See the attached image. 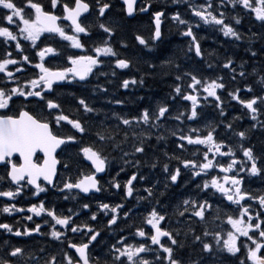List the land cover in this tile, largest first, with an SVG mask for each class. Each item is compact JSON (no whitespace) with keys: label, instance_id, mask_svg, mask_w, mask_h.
Returning <instances> with one entry per match:
<instances>
[{"label":"snow or ice","instance_id":"6c2138e0","mask_svg":"<svg viewBox=\"0 0 264 264\" xmlns=\"http://www.w3.org/2000/svg\"><path fill=\"white\" fill-rule=\"evenodd\" d=\"M181 2L187 17L180 11L169 15L166 5L153 7L151 0L139 6L137 0H49L48 7L40 0H0V44L5 46L0 55V198H5L0 213H27L22 220L31 222H0V264H225L228 258L237 264H264V192L248 187L253 178L264 182V0H170ZM117 6L119 24L111 19ZM137 13L149 15L151 28L147 37L137 31L130 45L119 29ZM243 15L261 31L248 29L245 36L238 27ZM166 20L188 38L186 55L193 54L197 65L206 68L184 67L173 59L159 65L144 60L147 70L139 79L122 78L119 87L145 86L159 68L173 77L168 99L190 102L185 111L173 116L167 101L134 115L94 106L106 98V85L117 70L140 71L141 54L164 41ZM204 26L242 41L248 59L237 64L231 55L220 59L214 52L206 58L204 37L196 31ZM13 48L15 55L9 50ZM28 67L31 76L21 80ZM217 68L228 70L234 87L215 74ZM74 84L83 90L79 95L70 91ZM223 92L242 107L241 116L208 122L203 131L165 127L170 119L198 121L201 101L225 117ZM66 101L75 104L66 106ZM106 102L125 104L121 99ZM242 117L250 120L247 127L235 123ZM168 136L176 138L171 154L160 147ZM256 137L262 138L259 148ZM187 151L194 158L185 157ZM74 167L75 179L68 175ZM113 168L118 171L105 188L101 174ZM128 169L135 171L122 184L116 177ZM157 169L163 178L153 182ZM189 184L194 190L187 198L168 199L171 191ZM109 188L117 190L121 202H100L95 211L80 202V194L88 197ZM26 192L36 198L61 194L58 199L78 201V208L58 211L45 199L19 206L15 201ZM130 199L144 211L128 207ZM82 210H88L83 213L87 219H80ZM44 225L47 231H42ZM12 237L47 239L29 247Z\"/></svg>","mask_w":264,"mask_h":264},{"label":"trees","instance_id":"16d2710c","mask_svg":"<svg viewBox=\"0 0 264 264\" xmlns=\"http://www.w3.org/2000/svg\"><path fill=\"white\" fill-rule=\"evenodd\" d=\"M127 20V19H125ZM242 23L244 24L245 28L252 29L254 31H260L257 28V24L252 21V19L247 16L243 15L242 17ZM173 31L169 32L167 31V26L165 29V39L162 43L158 44V47L154 49L151 53L144 52L141 54V63L139 64V69L140 71H137L136 69H133L131 72H128L125 70L121 75H123L126 78H129L130 76H134L137 79H139L140 75L143 74L145 70H147V66L143 63L144 60L151 61L155 63L156 65H159L161 60L165 59H173L177 63L182 64L184 67H201V68H206V65H197V61L199 58L194 57L193 54H188L187 53V40L188 38L186 37H181L179 33L177 32L175 26ZM151 28V23L148 20L142 21V23L138 22L136 19L131 22V24L125 23L123 27L119 29V32L121 36H123L130 45L134 44V34L138 31L142 35H147L149 34V29ZM212 32V33H211ZM211 32L204 33L203 30L198 31L199 35L204 37V39L201 40V45L205 47L206 52H205V57L207 58V53L209 52H214L216 55H220L221 53L219 51H216L215 48L216 46L219 47H226V46H234L233 43L225 40V39H219V36H217V31L212 30ZM261 46L260 43L256 44V47L259 48ZM236 50L230 51L229 55L233 57L236 62L240 63L241 59L247 60L248 59V53L246 51L239 50L235 52ZM225 54H223L224 57ZM192 57L191 59L189 57ZM262 58V57H261ZM223 59V58H220ZM255 62H260V60H257ZM218 68L216 69V71ZM118 76L115 78H111L113 82L111 84H107L106 87L109 89L108 92L110 95V99H122V96H124V99L126 100L125 102V109L121 108V105L119 108L121 111L119 113L122 114H128V115H134L137 114L139 109L142 107H149V108H154L158 103H163L167 101L170 105V111L173 116H175L178 112L180 111H185V107L190 105L188 101H182L177 99V101L173 102L168 99V94L172 91L171 85L173 84V77L164 75L162 74L161 70L159 68L156 69L155 75L152 77L146 78V84L145 86H140V85H134L132 86L131 92H123L122 90L120 91L116 86L117 81H119V73L120 70H117ZM204 74H209V73H204ZM227 80V78H225ZM99 81L104 82L105 80L103 77L99 79ZM96 80H93V83H95ZM103 83V84H104ZM237 83H241V81L238 79ZM228 87L232 88L234 87L233 82L228 83ZM75 87V88H74ZM70 86V91L75 92L77 95H79L83 90L79 88V86ZM110 87L112 88V91H110ZM120 88V87H119ZM108 94V93H107ZM244 95V93H243ZM113 97V98H112ZM139 97H143V100L138 99ZM108 98H105L104 100H96L95 105L98 108H102L100 106H105V110L103 111H110V106L106 102ZM211 99V98H210ZM225 103L222 105L225 109L226 116L225 117H220L219 116V109H216L213 105L211 104H204L203 102V107L201 109H198L200 111L201 116L198 119V121H195L193 123H188V121L185 119L184 124H181V127H185V131H188L189 127H199L203 131L204 124L208 122H213V123H218L220 120H225L227 121H232L233 117L236 116H241V113L244 111L242 107L236 102V101H229V100H224ZM67 103L75 104V101H66V106ZM108 105V106H106ZM114 105V104H111ZM118 108V109H119ZM128 109V110H127ZM238 125H242L243 127H247L249 124V119L247 117H242L239 121L235 122ZM179 123L175 121V119H170L166 122L165 127L168 129H173L172 127H178ZM220 125V128L221 129ZM218 129V130H219ZM160 132L163 134L167 135V132L164 131V129H161ZM153 143H155V136H153ZM166 145V147H165ZM160 147L163 150L168 151L170 154L175 150V144L173 142V137L168 136V139L166 142L162 141L160 142ZM157 155H160L158 152ZM164 159L163 157H161ZM191 158L192 157L191 155ZM175 162V161H172ZM175 165V163H173ZM135 169H132L133 171ZM145 172H148V169H144ZM158 174V178L162 180V176L160 174L159 169L154 170L152 174ZM181 190L180 192L178 190H175L170 193L172 194L173 201L174 200H182L184 198H187V196L190 194L192 190H194V186L192 184H189L187 188L185 187H180ZM183 189H187L189 191V194L186 196L184 192H182Z\"/></svg>","mask_w":264,"mask_h":264},{"label":"flooded vegetation","instance_id":"af4514ba","mask_svg":"<svg viewBox=\"0 0 264 264\" xmlns=\"http://www.w3.org/2000/svg\"><path fill=\"white\" fill-rule=\"evenodd\" d=\"M152 1H154V0H152ZM152 1H151V2H152ZM40 2H41L45 7H48L49 0H40ZM144 2H145V0H143L142 3H144ZM113 3H117V0H113ZM176 6H177V5H173V4H172V5H171V9H170V11H173V10H174L173 7H176ZM184 6H185V5L183 4L182 7H184ZM56 11H58V10H56ZM118 11H119V8H118V6H117V8L114 9L113 16L111 17L112 21L115 22V23H117V24L121 23L120 20H119V17L115 15V13L118 12ZM232 14H235V13H231V15H232ZM136 18H137V21L140 22V23H142L143 19H147V20L150 21V17H149V15L146 14V13H138L137 16H136ZM125 19H126V18H125ZM62 23H65V24H66L67 22H62ZM150 23H151V21H150ZM238 27L240 28V31L243 32V33L245 34V36L248 35V28H245L243 23H242V25H240V26H238ZM172 28H173V27L170 26V25L167 26V30H168V31H171ZM258 29L261 31V29H260L259 27H258ZM253 31H254V30H253ZM217 34H218V36H219V39H218V40L223 39L224 36L222 35V33H219V32L217 31ZM42 39H43V37H42ZM47 42H48V43H51L52 41L50 40V41H47ZM62 42H66V41H61L60 43H62ZM22 43L25 44V45H27L28 42H26V41H22ZM38 43H39V42H38ZM233 44H234V46H232V45H230V46H226V47H219V46H216L215 50H216V51H219V52L221 53V54L219 55V57H220V58H223V54H225V55H229V52H230V51H233V50H236L235 52H237V51H239V50H242V52H243V51H246V50H245V46L243 45V42H242V41H233ZM4 47H5L4 45L0 44V55H3ZM203 49H204V51L206 52L205 47H204ZM9 50H11V51L14 52V48H13V49H9ZM25 50H26V52H28V54H29L30 56L33 55V50H32V49L26 47ZM14 55H15V52H14ZM232 58H233V57H232ZM261 59H264V57H262ZM254 63H255V66H256L257 68L260 67V62H254ZM237 64H239V62H238ZM10 67H11V66H10ZM32 71H33V70H32L30 67H28V68H27V71L24 73V75L21 76V80H23V79L26 78L27 76H31ZM0 75H2V74H0ZM17 75L20 76L21 74L17 73ZM217 75H223L225 78H229V74H228V70H227V69H221V68H218V73H217ZM258 79H259V77L257 76V77H256V80H258ZM249 82H250V83L252 82V79H251V78H249ZM241 83H243V82L241 81ZM222 128H223V125H222ZM253 142H254V143L257 145V147L259 148V146H260L261 143H262V138H260V137H256V138H254ZM131 170H132V169H128L126 172H122V173H120V175L117 176L116 179L119 180V181L123 184V182H124V181L127 179V177L131 174V172H132ZM116 171H118V168L111 169L109 174H105V175H104L103 179L101 180V183L104 185L105 188L108 187L107 182L111 179L112 176H115ZM69 175H70V174H69ZM221 175H223V174H221ZM71 176H72V178L74 177L73 175H71ZM73 179H75V178H73ZM185 179H186V177H185ZM198 179H199V178H198ZM41 183H43V182L41 181ZM134 183H135V182H134ZM246 183H247V182H246ZM248 187H249V190L253 191L254 193H261V192H264V182H262V181L259 180V179H255V178H253V179L251 180V183L248 184ZM175 190H178V191L180 192L181 188L179 187V188H177V189H175ZM116 191H117L116 189H111V188H109L108 191H103V192H104V193L102 194V196H104L103 199H99V198H97V200H93V198H92V199H88V200H86V202H90V201H91V202H90V208H91L92 211H95V210H96V208H97V204L100 203V202H106V203H118L119 200H120V196L116 194ZM171 192H173V191H171ZM171 192H170V193H171ZM182 192H184L185 194H186V192L189 193V191H188L187 189H183ZM59 195H61V194H57V196H59ZM57 196H53L51 193H42L41 196H40L39 198H36V197H32V196H30V194H28V193L26 192L24 195L18 197L17 200H16L15 202H16L19 206L27 207V205H28L30 202H37L38 199H45V200H46L47 202H49V203H55L56 206H57V210H58V211H59V210H62V211H64V212H67V208H64V203H65V204H69L68 207H71V206H75V205H77V202H78V201H73V203H72V200H71V201H68V200L65 201V200H63L62 198H61V199H58ZM83 199L85 200V198H83ZM168 199H169V200H173L172 194H171V195L169 194ZM78 200H80V198H79ZM174 201L178 202V201H180V200H174ZM4 202H5V198H0V207L3 206V203H4ZM129 202H130V200L127 201L126 204H128ZM70 203H71V204H70ZM225 203H226V202H225ZM132 205H133L132 207H133L134 209H136L138 213L144 211L143 206H142V205H137V204H136V201H133V202H132ZM222 206H223V205H222ZM87 211H88V210H87ZM26 214H27V213H15V214H13L12 216H8L7 214L0 213V222H8V223H11V224H13V225H16V222L19 220L20 223H21L22 225H31V222L22 220V216H23V215H26ZM101 215H102V214H101ZM136 218H138V217H134V219H136ZM34 219H36V218H34ZM74 219H76V217H74ZM80 219H87V217H86L85 215H81V218H80ZM225 227H227V225H225ZM47 230H48V226H47V225H44V226L42 227V231H47ZM69 235L71 236L72 234L69 233ZM0 238H4V235H3V233H2V230H0ZM11 239H12L13 241H19L22 245H26V246L31 247V246L35 245L37 242H39L40 244H44L47 238H46V237H33V238H29V237L15 238V237H12ZM51 250H55V249H51ZM97 251H98V250H97ZM225 264H237V262L234 261V260H232L231 258H228V259H226Z\"/></svg>","mask_w":264,"mask_h":264},{"label":"bare ground","instance_id":"6f19581e","mask_svg":"<svg viewBox=\"0 0 264 264\" xmlns=\"http://www.w3.org/2000/svg\"><path fill=\"white\" fill-rule=\"evenodd\" d=\"M231 15V14H230ZM136 20H137V18H135ZM144 20H147V19H144ZM148 21V20H147ZM173 29H174V27L172 28V30L171 31H173ZM203 31H204V33H207V32H211L212 30H215L214 28H212V27H208V26H206V27H204L203 29H202ZM168 31V30H167ZM171 31H169V32H171ZM199 31H201V30H199ZM216 31V30H215ZM212 33V32H211ZM217 36H218V34H217ZM249 123H250V120H249Z\"/></svg>","mask_w":264,"mask_h":264},{"label":"water","instance_id":"95a60500","mask_svg":"<svg viewBox=\"0 0 264 264\" xmlns=\"http://www.w3.org/2000/svg\"><path fill=\"white\" fill-rule=\"evenodd\" d=\"M101 175H104V174H101Z\"/></svg>","mask_w":264,"mask_h":264}]
</instances>
